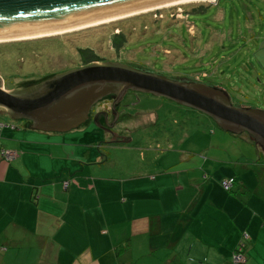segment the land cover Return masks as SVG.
I'll use <instances>...</instances> for the list:
<instances>
[{
    "label": "crops",
    "instance_id": "1",
    "mask_svg": "<svg viewBox=\"0 0 264 264\" xmlns=\"http://www.w3.org/2000/svg\"><path fill=\"white\" fill-rule=\"evenodd\" d=\"M0 124V264H230L242 241L243 264H264V163L253 145L232 159L208 147L197 161L180 153L170 167L110 174L94 147L63 132ZM231 176L227 192L220 181Z\"/></svg>",
    "mask_w": 264,
    "mask_h": 264
},
{
    "label": "rangeland",
    "instance_id": "2",
    "mask_svg": "<svg viewBox=\"0 0 264 264\" xmlns=\"http://www.w3.org/2000/svg\"><path fill=\"white\" fill-rule=\"evenodd\" d=\"M121 30L125 37L119 46ZM263 52L264 0H199L62 34L1 41L0 80L6 90L24 89L50 75L83 66L82 60L92 54L97 56L93 62L121 63L171 79L193 75L201 83L224 90L234 106L264 110V68L258 63ZM124 95V106L114 116H99L98 122L91 119L61 132L65 141L88 150L94 147L110 174L121 166L170 167L180 153L187 154L188 161L192 157L197 161L208 147L213 152L225 151L221 156L232 159L238 154L236 146L249 147L240 141L242 136L248 137L246 132L225 131L191 107L142 91L130 90ZM109 106L110 101L102 100L104 110ZM24 120L14 119L0 108L1 123L18 125ZM104 123L111 130L104 132ZM82 129L87 131L83 135L77 131ZM124 138L129 139L128 146L113 142ZM87 155L84 151L79 154L87 162L96 161L95 154Z\"/></svg>",
    "mask_w": 264,
    "mask_h": 264
},
{
    "label": "water",
    "instance_id": "3",
    "mask_svg": "<svg viewBox=\"0 0 264 264\" xmlns=\"http://www.w3.org/2000/svg\"><path fill=\"white\" fill-rule=\"evenodd\" d=\"M165 0H0V35L64 27ZM142 91L168 98L212 118L231 133L246 132L264 150V110L230 103L220 89L174 80L121 63L92 62L52 75L24 89L6 90L0 80V108L41 131L79 127L101 96ZM114 107V105H113Z\"/></svg>",
    "mask_w": 264,
    "mask_h": 264
},
{
    "label": "bare ground",
    "instance_id": "4",
    "mask_svg": "<svg viewBox=\"0 0 264 264\" xmlns=\"http://www.w3.org/2000/svg\"><path fill=\"white\" fill-rule=\"evenodd\" d=\"M192 1H199V0H165V1L156 2L153 4H149L146 6H140L137 8H133L127 11L117 12L115 14L99 17L96 19H91L85 22H81V23H77V24H73L69 26L50 28L47 30L39 31V32H27L24 34L0 35V42L20 40V39H31V38L33 39V38H38V37H43V36L62 34L64 32H70L72 30H77L80 28H87V27L95 26L97 24L110 22L112 20L120 19V18L127 17V16H132L134 14L145 13V12L152 11L158 8L169 7V6L188 3ZM200 1H205V0H200Z\"/></svg>",
    "mask_w": 264,
    "mask_h": 264
},
{
    "label": "trees",
    "instance_id": "5",
    "mask_svg": "<svg viewBox=\"0 0 264 264\" xmlns=\"http://www.w3.org/2000/svg\"><path fill=\"white\" fill-rule=\"evenodd\" d=\"M121 36H119L118 38L119 39H117V41H118V45L119 46H122V43H124V33H123V31L121 30ZM117 45V46H118ZM79 53H80V51H82V49L81 48H79ZM96 57L97 56H95V57H93V55L92 54H90V55H87L85 58H84V60H82V62H83V64L82 65H86V64H89V63H91V62H93L95 59H96ZM95 58V59H94ZM187 75H189V74H187ZM50 76H52V75H50ZM203 76L201 75V78H202ZM205 77V76H204ZM173 78V77H172ZM40 79H42V77L40 78ZM173 79H177V80H181V81H187V82H194V81H198L195 77L193 78V75H192V77L190 76H184V77H174ZM199 79V78H198ZM39 81V80H38ZM37 81V82H38ZM199 81H201V80H199ZM37 82H34V83H31V84H35V83H37ZM204 84V83H203ZM207 85H208V83H207ZM209 86H211V85H209ZM211 87H214V88H216L217 86H211ZM219 89V88H218ZM224 91V90H223ZM225 92V91H224ZM226 93V92H225ZM227 94V93H226ZM123 100V99H122ZM121 100V101H122ZM119 106H124L121 102L119 103V105L118 106H116V110H117V108L119 107ZM115 110V111H116ZM109 117V116H108ZM108 117H106V119L108 118ZM89 120H91V119H89ZM89 120H86V121H84L80 126H82V125H84V124H87L88 122H89ZM24 121H26V123H28V125L30 124V122L28 121V120H24ZM98 122V121H97ZM100 124H101V122H99ZM0 126H1V124H0ZM101 128L102 129H104V132H105V130L106 131H109V130H111L110 129V127H109V125H107V126H105V123H104V125H101ZM247 136L248 137H245V136H242L243 138H245L246 140H248V142H250L249 143V145H253L254 147H256L257 148V152H258V156H257V159L255 160L256 162L258 161V162H262V163H264V160L262 161V159H263V157H264V150L258 145V144H256L254 141H253V139L247 134ZM129 141V139H127V138H124V139H114L113 140V142L117 145V146H121V147H123V146H128V145H126L127 144V142ZM3 151H6V150H2L1 151V154H2V156H3ZM106 165V164H105ZM135 169V168H134ZM136 170H139V168H136ZM228 178H232L233 180H234V182H233V184H232V186L229 188V189H224V187L222 186V182H223V180H225V179H228ZM225 179H222L221 181H220V185H221V187L223 188V190H225V191H227V192H231L232 191V189H233V185L235 184V177H233V176H231V177H227V178H225ZM68 182H70V179L69 180H66V181H64L63 182V186L66 188L67 186H68ZM245 241H242V242H239L237 245H236V247L234 248V250H233V252H232V256H231V260H230V264H235V261H234V258H235V256H237V255H239L240 257H241V261L239 262V263H237V264H243L244 263V261H245V257H244V251H245Z\"/></svg>",
    "mask_w": 264,
    "mask_h": 264
},
{
    "label": "flooded vegetation",
    "instance_id": "6",
    "mask_svg": "<svg viewBox=\"0 0 264 264\" xmlns=\"http://www.w3.org/2000/svg\"><path fill=\"white\" fill-rule=\"evenodd\" d=\"M157 73V72H155ZM159 73V72H158ZM160 75L162 76H167L166 74H161ZM194 82H199V81H194ZM201 83V82H199ZM128 92V91H127ZM117 92H109V93H106L105 95L101 96L100 98H98L89 108V111H88V118L86 120H89V119H94L95 121H97V117L99 116H103V117H107V116H114L116 114V106L119 105V103L121 102V100L125 97V95L121 98V99H118L117 101L115 100L116 98V95ZM110 99H108V98ZM102 100H106V101H110V106H109V109L106 111L104 110V108H102ZM104 102V101H103ZM114 105V107H113ZM124 105V104H123ZM96 106V107H95ZM85 120V121H86ZM31 124V123H30ZM105 126H107V124H105Z\"/></svg>",
    "mask_w": 264,
    "mask_h": 264
},
{
    "label": "built area",
    "instance_id": "7",
    "mask_svg": "<svg viewBox=\"0 0 264 264\" xmlns=\"http://www.w3.org/2000/svg\"><path fill=\"white\" fill-rule=\"evenodd\" d=\"M3 156L7 160H13L16 157V154L14 152L6 150L3 151ZM233 182L234 180L232 178L225 179L222 182V186L224 187V189H229L232 186ZM234 261L235 264L239 263L241 261V257L239 255L235 256Z\"/></svg>",
    "mask_w": 264,
    "mask_h": 264
}]
</instances>
